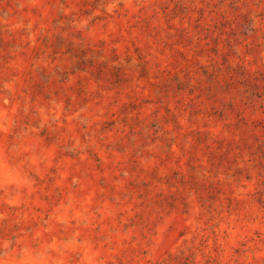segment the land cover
<instances>
[{
  "label": "rangeland",
  "instance_id": "rangeland-1",
  "mask_svg": "<svg viewBox=\"0 0 264 264\" xmlns=\"http://www.w3.org/2000/svg\"><path fill=\"white\" fill-rule=\"evenodd\" d=\"M0 264H264V0H0Z\"/></svg>",
  "mask_w": 264,
  "mask_h": 264
}]
</instances>
